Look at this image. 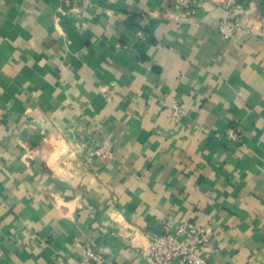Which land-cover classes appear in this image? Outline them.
Instances as JSON below:
<instances>
[{
  "label": "crops",
  "instance_id": "obj_1",
  "mask_svg": "<svg viewBox=\"0 0 264 264\" xmlns=\"http://www.w3.org/2000/svg\"><path fill=\"white\" fill-rule=\"evenodd\" d=\"M166 223L264 264V0H0V264H153Z\"/></svg>",
  "mask_w": 264,
  "mask_h": 264
},
{
  "label": "built area",
  "instance_id": "obj_2",
  "mask_svg": "<svg viewBox=\"0 0 264 264\" xmlns=\"http://www.w3.org/2000/svg\"><path fill=\"white\" fill-rule=\"evenodd\" d=\"M70 2L71 0H63ZM184 9H191L195 0H177ZM238 23L231 20L222 21L219 25L225 37L230 38L238 29ZM184 114L180 104H174L171 109V119L174 123L181 121ZM227 138L235 143L242 142V134L234 127H230L226 132ZM112 144L105 143L95 151L97 155L109 157L112 155ZM169 224L166 223L160 230L151 236L148 246V255L153 264H173L179 260L183 264H207L201 256L200 251L208 246L213 237V231L205 226L195 223L178 225V232L170 231ZM103 251L97 249L93 243H87L83 250L78 264H108Z\"/></svg>",
  "mask_w": 264,
  "mask_h": 264
}]
</instances>
